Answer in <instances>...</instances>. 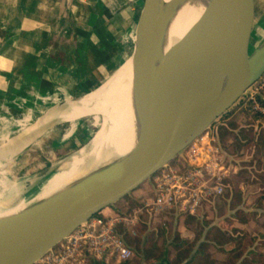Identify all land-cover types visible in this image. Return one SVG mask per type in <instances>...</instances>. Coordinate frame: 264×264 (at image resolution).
<instances>
[{
    "label": "water",
    "instance_id": "obj_1",
    "mask_svg": "<svg viewBox=\"0 0 264 264\" xmlns=\"http://www.w3.org/2000/svg\"><path fill=\"white\" fill-rule=\"evenodd\" d=\"M243 1L209 0L199 20L166 52L156 76L153 56L163 35L165 5L163 0L143 1L127 55L135 57V90L144 121L140 144L123 162L90 175L49 205L13 218L17 228L0 235V264H36L79 227L151 179L264 73V44L255 48L251 43L253 28L229 38ZM230 64L231 75L226 77L222 71Z\"/></svg>",
    "mask_w": 264,
    "mask_h": 264
},
{
    "label": "rangeland",
    "instance_id": "obj_2",
    "mask_svg": "<svg viewBox=\"0 0 264 264\" xmlns=\"http://www.w3.org/2000/svg\"><path fill=\"white\" fill-rule=\"evenodd\" d=\"M125 1V4L120 3L117 6L123 5L124 8H129L130 12L134 11L138 15L144 0ZM250 1L252 0H248L249 3ZM103 6L102 2L99 1V5L96 6L97 12L104 8ZM249 7L250 28H253L251 43L257 48L264 40V0H253V5L250 3ZM251 7L254 10L253 23L251 22ZM129 10L122 13L126 18L130 15ZM63 13L64 15H60L59 19H51L54 24L59 25L54 30L59 39L65 35L66 26L73 23L72 14L67 13V11ZM244 13L245 8L241 5L236 15L237 25H239ZM1 14L0 22L4 20ZM56 18H58V14ZM12 22L15 26L18 25L17 22H15L16 24L14 21ZM135 27L134 24L130 29L123 32L125 35L124 47L118 48L120 50L117 53L110 51L113 56H116V68L120 67L116 70L118 73L113 79L118 78L129 65L135 63L132 59L133 55L127 56L133 47ZM1 31L0 29V34H2ZM122 58H125V64L130 60L125 67L120 64ZM113 71L110 70V75ZM111 77L103 81L101 86L107 84ZM263 78L264 73L246 89L243 95L227 111L197 137L199 140L200 137L208 134L209 137L215 138V145L220 148L221 161L228 171L223 181V194L215 200L205 202L195 216L166 211L158 215L152 213L150 216L143 208L152 198V178L149 179L125 199L105 209L93 218L114 220L128 218L131 222L136 216L135 211H138L139 222L136 226L133 224H130V226L116 224L118 234L133 253L131 258L122 262L112 258L109 264H172L173 261L176 262L177 260L175 246L180 245L181 248L183 247L180 242L176 241L177 236L181 241H187L188 244L185 245V250L195 251L199 243L207 241L208 238L213 239L215 229H220L230 236L233 235V229L239 231V234L244 235V244L246 248L248 247V250L251 249L255 253L264 255V86L261 85ZM98 89L91 90L83 97L96 92ZM22 97V99H25L26 94L22 93ZM17 106L21 109V103H18ZM62 107H65V105ZM30 112L27 109V115L33 116V118L30 117L27 118L28 120H24V125L15 128L12 134L15 133L14 135H16L23 127L33 124L37 117L43 115ZM12 113L15 116L17 112ZM105 120L106 117L103 116H89L77 122L59 124L55 134L48 133V135H45L44 140L40 142V146L31 145L16 158L19 172H12L11 180L22 176L33 177L39 175L55 160H61L77 152L93 136H96ZM4 141H0V146L5 143ZM191 148L192 145H189L178 154L167 164L168 167L181 169L187 167L186 155ZM5 162H3L4 165ZM82 229L86 228L83 227ZM138 241H141L139 245ZM62 242L65 245L67 244L66 241ZM153 244L156 248L152 247ZM209 246L208 253L217 264L228 262L229 264H239L243 259L235 262L230 256L222 254L216 241L215 243L210 242ZM60 249L61 243L54 248V251ZM86 249V247H83L78 252L79 259L84 261L83 264H90V261L95 258L90 256ZM144 249L148 251L144 253ZM245 256L246 253H244Z\"/></svg>",
    "mask_w": 264,
    "mask_h": 264
},
{
    "label": "crops",
    "instance_id": "obj_3",
    "mask_svg": "<svg viewBox=\"0 0 264 264\" xmlns=\"http://www.w3.org/2000/svg\"><path fill=\"white\" fill-rule=\"evenodd\" d=\"M99 1L104 8L97 12ZM125 2L0 0L4 19L0 22V141H11L8 149L35 135L42 142L59 127H45L37 117L35 123L12 134L31 117L27 109L44 114L70 94L82 97L112 74L113 78L117 75L116 71L110 75L116 67V56L110 51L117 53L124 47L123 32L136 25L140 12L136 15L123 5V9L117 6ZM127 10L128 18L122 14ZM65 11L72 14L73 23L66 26L65 35L59 39L54 31L59 25L51 19H59ZM16 103H21V109Z\"/></svg>",
    "mask_w": 264,
    "mask_h": 264
},
{
    "label": "bare ground",
    "instance_id": "obj_4",
    "mask_svg": "<svg viewBox=\"0 0 264 264\" xmlns=\"http://www.w3.org/2000/svg\"><path fill=\"white\" fill-rule=\"evenodd\" d=\"M208 1L163 0L164 30L161 43L153 56L154 76L158 74L166 52L199 20ZM248 5V0H244L242 7L245 8V13L239 25L235 17L229 33L230 40L250 28ZM263 44L264 40L260 45ZM254 50L249 48V53ZM132 59L135 62L134 56ZM125 61V58L121 60L123 67L130 60L126 64ZM135 66L132 63L121 73L123 68L119 71L121 74L118 78L111 77L107 84L86 97L76 98L70 94L39 117L38 121L43 123H73L89 116L106 117L101 129L89 144L61 160H55L41 174L33 177L22 176L14 180L10 178L12 172H19L16 158L31 145H41L39 135L29 137L9 149L5 145L0 146V235H8L17 228V220L13 218L24 217L41 205H49L80 181L110 165L123 162L132 155L144 133L143 115L135 90ZM231 71L230 64L223 69L222 74L229 77Z\"/></svg>",
    "mask_w": 264,
    "mask_h": 264
},
{
    "label": "built area",
    "instance_id": "obj_5",
    "mask_svg": "<svg viewBox=\"0 0 264 264\" xmlns=\"http://www.w3.org/2000/svg\"><path fill=\"white\" fill-rule=\"evenodd\" d=\"M261 85L264 86V78ZM194 141L186 155L187 167L170 168L166 165L152 176V198L143 206L150 216L165 211L195 216L205 202L223 194V181L228 171L221 161L215 138L205 134ZM135 214L131 222L128 218L91 219L63 240L67 244L62 242L60 250H51L36 264H83L78 255L83 247L90 256L105 264H109L112 258L119 262L129 260L133 253L118 234L116 224L136 226L138 211Z\"/></svg>",
    "mask_w": 264,
    "mask_h": 264
},
{
    "label": "trees",
    "instance_id": "obj_6",
    "mask_svg": "<svg viewBox=\"0 0 264 264\" xmlns=\"http://www.w3.org/2000/svg\"><path fill=\"white\" fill-rule=\"evenodd\" d=\"M238 232L239 231L233 229V233H232L233 235L230 236L228 235V233H223L220 229H215V234L213 239L208 238L206 239L207 241L199 243L195 251L185 250L184 247L186 244H188L187 241H181L179 236H177L176 241L180 242L183 245V247L181 248L180 245L175 246V250L177 252V260L176 262L173 261L172 264H217V262L208 253V249L210 247L209 243L210 242L215 243V241L217 242L219 251L222 254L230 256L233 259V261L236 262L239 259L243 258L239 264H264V255L261 253H255L251 249L248 250L247 249L248 247L246 248V245L244 244V235L242 233L239 234L240 232L239 233ZM237 236H241V237H237ZM140 243L141 241H138V245ZM152 247L156 248L155 244H153ZM146 251L148 250L144 249V253H146ZM244 253H246L245 257H244ZM90 264H105V263L94 259L90 261ZM125 264H129V263H125ZM226 264H229V262Z\"/></svg>",
    "mask_w": 264,
    "mask_h": 264
}]
</instances>
